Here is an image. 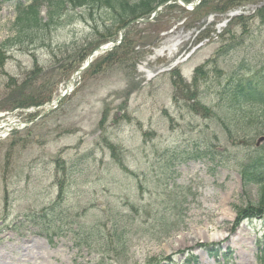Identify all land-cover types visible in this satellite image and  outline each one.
Wrapping results in <instances>:
<instances>
[{
    "label": "rangeland",
    "instance_id": "374dc122",
    "mask_svg": "<svg viewBox=\"0 0 264 264\" xmlns=\"http://www.w3.org/2000/svg\"><path fill=\"white\" fill-rule=\"evenodd\" d=\"M15 2L1 3L0 43ZM258 10L264 0L170 3L123 34L113 63L74 79L87 53L72 50L92 37L83 21L4 45L0 125L16 127L0 129V264H264L258 177L246 184L242 170L264 157V110L238 115L229 95L216 106L240 60L264 72ZM222 37L235 48L223 53ZM67 83L46 114L12 110L15 89L53 100Z\"/></svg>",
    "mask_w": 264,
    "mask_h": 264
},
{
    "label": "trees",
    "instance_id": "16d2710c",
    "mask_svg": "<svg viewBox=\"0 0 264 264\" xmlns=\"http://www.w3.org/2000/svg\"><path fill=\"white\" fill-rule=\"evenodd\" d=\"M2 1V0H0ZM166 0H23L16 4V17L14 21V33L4 42L0 43V60L4 45L10 43L12 46H21L25 43L43 42V36L46 29H59L71 24L73 21H83L90 29L92 37L86 40L81 48L74 50V55L84 51L90 52L105 41L100 38L102 35L112 38L119 29L125 26L129 21L146 18L161 2ZM186 2L190 0H184ZM215 0H203L196 6H201ZM231 2V1H230ZM41 6L45 8V16L41 13ZM220 10L226 9V4L218 7ZM258 18L264 23V13L257 11ZM255 15L252 17L254 18ZM245 24L242 21V31L245 30ZM228 31H224V35ZM96 38H95V37ZM235 35L232 33L231 38ZM223 53L235 48L233 39L230 41L222 37ZM227 41V42H226ZM125 45V43H124ZM117 46L112 51L106 53L102 60L107 63H113L116 58ZM117 49V50H116ZM120 50V49H119ZM119 52V51H118ZM256 65V64H255ZM262 69L249 67L244 59L236 65L229 77V81L224 84L223 94L220 99L226 100L228 105L235 110L238 115L246 116L245 111L249 107H258L264 110V72ZM9 86V84H8ZM227 90V91H226ZM23 91L17 92L15 96V106H30L42 103L43 100H37L39 95L23 96ZM81 159V157H80ZM256 171L258 180H252V171ZM243 178L246 184L254 182L258 184L260 199L257 200V210L255 212H264V157L258 155L252 159L243 169ZM245 216V214H244ZM248 216V215H246ZM124 244L119 242L118 245ZM264 251V247L262 249Z\"/></svg>",
    "mask_w": 264,
    "mask_h": 264
},
{
    "label": "bare ground",
    "instance_id": "6f19581e",
    "mask_svg": "<svg viewBox=\"0 0 264 264\" xmlns=\"http://www.w3.org/2000/svg\"><path fill=\"white\" fill-rule=\"evenodd\" d=\"M161 50H159L158 52H161ZM38 246H40V245H38ZM25 255L31 256V257H34V258L42 257V254L40 252L36 251V250L31 251V254H25Z\"/></svg>",
    "mask_w": 264,
    "mask_h": 264
}]
</instances>
